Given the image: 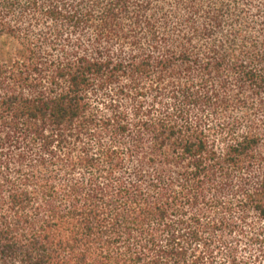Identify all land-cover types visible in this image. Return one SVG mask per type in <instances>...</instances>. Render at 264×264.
<instances>
[{"label": "trees", "instance_id": "1", "mask_svg": "<svg viewBox=\"0 0 264 264\" xmlns=\"http://www.w3.org/2000/svg\"><path fill=\"white\" fill-rule=\"evenodd\" d=\"M0 264H264V0H0Z\"/></svg>", "mask_w": 264, "mask_h": 264}]
</instances>
